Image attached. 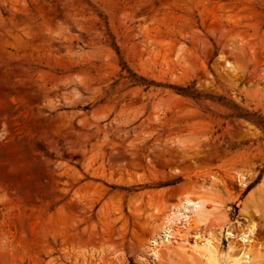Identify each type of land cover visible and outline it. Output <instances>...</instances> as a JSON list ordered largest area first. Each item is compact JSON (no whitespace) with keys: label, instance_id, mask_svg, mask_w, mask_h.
Listing matches in <instances>:
<instances>
[{"label":"rangeland","instance_id":"1","mask_svg":"<svg viewBox=\"0 0 264 264\" xmlns=\"http://www.w3.org/2000/svg\"><path fill=\"white\" fill-rule=\"evenodd\" d=\"M253 224L264 264V0H0V264H231Z\"/></svg>","mask_w":264,"mask_h":264},{"label":"bare ground","instance_id":"2","mask_svg":"<svg viewBox=\"0 0 264 264\" xmlns=\"http://www.w3.org/2000/svg\"><path fill=\"white\" fill-rule=\"evenodd\" d=\"M207 210L208 209L204 206V204L201 201H192V200H187L185 203L180 204L178 207H176V209H174L172 213L168 215L166 226L162 229L161 233L159 234L161 237L153 238L152 244L154 245V249L152 250V253L154 258L159 259L160 258L159 253L161 251V248L171 244V240H170L172 237L171 233L173 232L182 233L184 230L185 231L187 230L189 232L190 229L191 230L194 229L192 228V217H196L198 218L199 221L203 222L206 219ZM238 224H240V222ZM225 225L222 227L220 226L221 228L219 229V231L224 232L227 237L229 236L234 237L235 234H233L230 228H228ZM255 230H256V225L253 224L249 227H246V229L241 233V237L244 243L241 245H243L244 247L242 246V253L240 254V256L234 258L231 261V264H243V261L246 263L249 262L250 254L252 252V247H253L252 244L255 242L254 239ZM210 244L211 243L208 240V242L205 245H202V247H205L207 251H210L207 247V245Z\"/></svg>","mask_w":264,"mask_h":264}]
</instances>
